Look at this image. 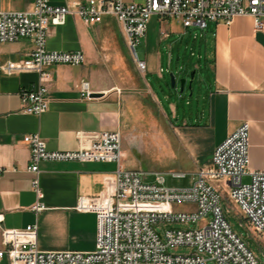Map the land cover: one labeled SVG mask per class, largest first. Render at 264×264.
Masks as SVG:
<instances>
[{
    "label": "crops",
    "instance_id": "crops-1",
    "mask_svg": "<svg viewBox=\"0 0 264 264\" xmlns=\"http://www.w3.org/2000/svg\"><path fill=\"white\" fill-rule=\"evenodd\" d=\"M72 1L86 3L87 0H52V4L65 6ZM33 4V0H0V12H25L32 9ZM164 23L166 27L160 41L178 37L171 43L172 50L179 44L198 40L193 34L195 28L205 31L201 43L206 48L209 40L213 42L209 115L210 126L219 136L210 153L202 157L198 142L201 127L187 123L182 127L172 126L173 134L193 165L191 175L211 167L216 147L245 122L251 125L250 170H262L264 30L255 28L252 16L236 17L230 26L209 23L204 30L197 26L187 28L178 20ZM34 49V43L27 38L0 46V227L24 231L36 225L38 247L44 252H91L96 248L97 215L79 210L78 205L81 199L96 201L114 196L117 165L43 162L37 175L29 170L31 152L24 137L38 134L50 151L70 152L78 150L79 134L125 132L133 127L140 113L141 77L138 73L141 72L131 63L127 42L116 18L105 16L101 23L87 26L81 18L70 16L65 26L49 28L47 49L82 51L86 63L79 67L55 65L49 68L52 75V82L48 84L49 109L34 116L24 112L20 92L37 89L39 74H10L3 69L10 62L26 60ZM160 62L163 65L162 59ZM161 64L159 77L165 79ZM148 72L147 64L144 79L157 101L154 89L146 80ZM150 73H155L154 68ZM84 81L89 83L92 92L89 99L82 96ZM171 99L168 97L169 101ZM170 112L178 118L172 102ZM129 151L123 143V166L137 170ZM37 177L43 194L40 202L45 206L39 214L32 210L39 202L33 187ZM3 248L0 231V249ZM0 264H10V260L5 256Z\"/></svg>",
    "mask_w": 264,
    "mask_h": 264
},
{
    "label": "built area",
    "instance_id": "built-area-1",
    "mask_svg": "<svg viewBox=\"0 0 264 264\" xmlns=\"http://www.w3.org/2000/svg\"><path fill=\"white\" fill-rule=\"evenodd\" d=\"M25 12H0V46L30 39L35 49L29 58L10 62L8 73L35 72L40 76L37 89L20 92L24 112L40 116L49 109V87L55 65L79 67L86 63L82 51H49L47 42L51 26H65L68 17L77 16L87 26L99 24L105 16L120 23L131 57L142 74L147 62L138 55V46L146 37L153 16L161 22L178 20L185 27L206 29L209 23L230 26L239 16H252L257 30H264V0H87L55 6L52 0H33ZM82 96L91 97L89 83L81 85ZM251 125L243 123L216 147L211 167L193 175L189 188L166 186V175L126 169L123 135L120 131L79 134V148L70 152H53L38 135H26L30 148L32 173H40L43 162L115 163L114 196L90 201L81 199L78 209L97 215L96 248L91 252H44L38 247L37 226L24 231L0 229L5 256L10 264H264L233 230L226 217L221 190L213 183L228 187V199L240 209L244 221L256 235H264V168L250 170ZM1 173V172H0ZM187 179V173H173ZM248 178L250 182L245 183ZM33 187L39 202L32 210H45L38 177ZM211 216L209 220H205ZM200 224L195 230L169 228L171 224ZM166 228L165 231H159ZM192 247L188 255L170 253L173 247Z\"/></svg>",
    "mask_w": 264,
    "mask_h": 264
},
{
    "label": "rangeland",
    "instance_id": "rangeland-1",
    "mask_svg": "<svg viewBox=\"0 0 264 264\" xmlns=\"http://www.w3.org/2000/svg\"><path fill=\"white\" fill-rule=\"evenodd\" d=\"M166 24L157 16L151 17L148 23L146 37L138 46V55L148 64L149 72L147 82L154 89L152 95L144 75L141 77L140 113L133 127L122 132L123 143L128 147L130 157L137 164V170L145 173H162L166 175V186L175 189L189 188L193 185V176L190 173L191 165L187 153L180 146L173 134L172 126L182 127L183 123L198 125L199 129V153L205 157L210 153L219 133L210 126V84L213 81L210 55L213 51V42L209 40L208 48L202 44L205 31L193 29V34L198 40L192 39L188 44H179L172 50L170 41L163 40L162 31ZM180 40V39H178ZM131 63L135 65L131 54ZM162 59V63L160 62ZM159 64L163 66L165 79L159 77L161 71ZM136 68V67H135ZM154 68V74L150 73ZM176 83L173 84V77ZM187 80L184 92L181 93L182 81ZM171 97V101L168 100ZM173 103L178 112V118L172 116L170 103ZM161 106H160V105ZM163 108V110L161 109ZM176 113V112H175ZM175 172H187V179H176L172 176ZM245 183L250 182L248 178ZM221 190L222 205L233 230L243 239L256 256L264 262V235H256L244 221L239 207L228 199V187L224 184L213 183ZM208 216L205 220H209ZM178 230H195L200 224L175 223L168 226ZM166 228H160L163 232ZM194 252L192 247H173L170 253L174 255H188ZM207 264H217L208 261Z\"/></svg>",
    "mask_w": 264,
    "mask_h": 264
},
{
    "label": "water",
    "instance_id": "water-1",
    "mask_svg": "<svg viewBox=\"0 0 264 264\" xmlns=\"http://www.w3.org/2000/svg\"><path fill=\"white\" fill-rule=\"evenodd\" d=\"M172 77H173V84L175 86L176 80H175V77L173 75H172ZM185 83H186V80L182 81V89H181V92H184Z\"/></svg>",
    "mask_w": 264,
    "mask_h": 264
}]
</instances>
